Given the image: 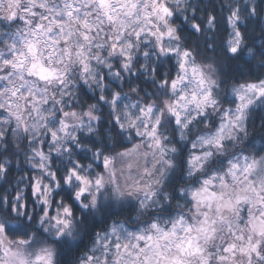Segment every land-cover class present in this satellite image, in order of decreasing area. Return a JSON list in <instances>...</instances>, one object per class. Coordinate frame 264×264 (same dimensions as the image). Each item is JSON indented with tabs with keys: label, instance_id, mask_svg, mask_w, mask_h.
Here are the masks:
<instances>
[{
	"label": "snow or ice",
	"instance_id": "1",
	"mask_svg": "<svg viewBox=\"0 0 264 264\" xmlns=\"http://www.w3.org/2000/svg\"><path fill=\"white\" fill-rule=\"evenodd\" d=\"M0 264H264V0H0Z\"/></svg>",
	"mask_w": 264,
	"mask_h": 264
},
{
	"label": "trees",
	"instance_id": "2",
	"mask_svg": "<svg viewBox=\"0 0 264 264\" xmlns=\"http://www.w3.org/2000/svg\"><path fill=\"white\" fill-rule=\"evenodd\" d=\"M219 39H221V40H226L227 39V31L224 30L223 28H222V30H221V32L219 34ZM23 167H25L29 172L32 171L30 168H28L27 165H24Z\"/></svg>",
	"mask_w": 264,
	"mask_h": 264
}]
</instances>
